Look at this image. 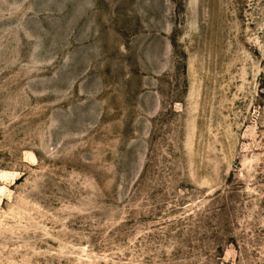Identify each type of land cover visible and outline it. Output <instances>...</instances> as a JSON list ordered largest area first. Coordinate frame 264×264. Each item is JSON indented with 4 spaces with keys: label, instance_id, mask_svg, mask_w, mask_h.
<instances>
[{
    "label": "rangeland",
    "instance_id": "374dc122",
    "mask_svg": "<svg viewBox=\"0 0 264 264\" xmlns=\"http://www.w3.org/2000/svg\"><path fill=\"white\" fill-rule=\"evenodd\" d=\"M0 264H264V0H0Z\"/></svg>",
    "mask_w": 264,
    "mask_h": 264
}]
</instances>
